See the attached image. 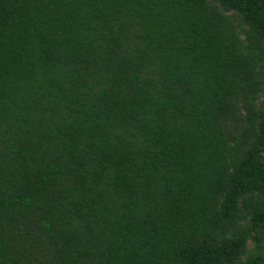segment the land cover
I'll list each match as a JSON object with an SVG mask.
<instances>
[{
    "label": "trees",
    "instance_id": "16d2710c",
    "mask_svg": "<svg viewBox=\"0 0 264 264\" xmlns=\"http://www.w3.org/2000/svg\"><path fill=\"white\" fill-rule=\"evenodd\" d=\"M0 264H264V0H0Z\"/></svg>",
    "mask_w": 264,
    "mask_h": 264
}]
</instances>
